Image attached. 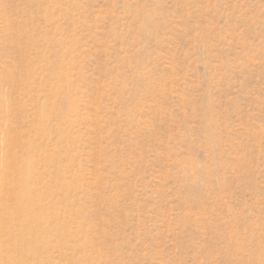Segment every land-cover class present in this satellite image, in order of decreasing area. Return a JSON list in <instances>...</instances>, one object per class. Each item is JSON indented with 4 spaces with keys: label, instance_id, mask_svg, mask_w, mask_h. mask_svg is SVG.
Instances as JSON below:
<instances>
[{
    "label": "rangeland",
    "instance_id": "374dc122",
    "mask_svg": "<svg viewBox=\"0 0 264 264\" xmlns=\"http://www.w3.org/2000/svg\"><path fill=\"white\" fill-rule=\"evenodd\" d=\"M10 258L264 264V0H0Z\"/></svg>",
    "mask_w": 264,
    "mask_h": 264
},
{
    "label": "bare ground",
    "instance_id": "6f19581e",
    "mask_svg": "<svg viewBox=\"0 0 264 264\" xmlns=\"http://www.w3.org/2000/svg\"><path fill=\"white\" fill-rule=\"evenodd\" d=\"M23 171H24V170H23ZM24 172H25V171H24ZM24 172H22V173H24ZM23 175H24V174H23ZM25 176H27L26 173H25ZM28 176H30V175H28ZM21 177H22V176H21ZM23 178H24V177H23ZM19 180H21V179L19 178ZM24 180H25L24 183H27V182H28L27 177H25ZM20 182H21V181H20ZM24 183H22V186H23ZM19 185H20V183H19ZM26 185H28V184H26ZM26 185H25V186H26ZM23 188H24V186H23ZM26 188H28V187H26ZM24 189H25V188H24ZM28 191H29V188H28ZM20 192H21V191H20ZM22 192H23V189H22ZM26 193H28V192H26ZM22 194H23V193H22ZM23 195H24V196H22V197H23V199H24V201H25L26 203L32 199V198L30 199L31 196H30L29 194H28V195H27V194H23ZM26 195L29 196V197H27ZM18 197H20V194L18 195ZM22 197H21V198H22ZM32 201H33V200H32ZM20 203L22 204V203H24V202L21 201ZM29 203H30V202H29ZM29 203L26 204V205L29 206ZM22 205H24V204H22ZM22 205H20V206H22ZM26 205H25V208H26ZM21 208L24 210V207H23V206L20 207V209H21ZM27 208H28V207H27ZM27 208H26V210H27ZM28 209H29V208H28ZM23 210H21V211H23ZM26 210H24V211H26ZM26 212H27V211H26ZM26 212H24V213L26 214ZM24 213H22V214L24 215ZM27 213H28V212H27ZM25 216H26V215H25ZM25 216H24V217H25ZM27 246H28V245H27ZM30 247H31V246H29L28 248H30ZM25 251H26L27 253H30L31 250L29 249V251H27V250H25ZM27 253H26V254H27ZM6 258H7V257H6ZM13 258H14V257H13ZM19 259H20V258H19ZM0 260H1V259H0ZM20 261H21V260H20ZM21 262H22V261H21ZM3 263H4V264H17V262L14 261L12 258L5 260V262L3 261Z\"/></svg>",
    "mask_w": 264,
    "mask_h": 264
}]
</instances>
